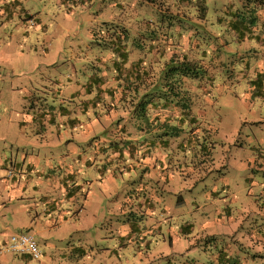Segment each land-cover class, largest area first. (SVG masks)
Segmentation results:
<instances>
[{"label":"rangeland","instance_id":"obj_1","mask_svg":"<svg viewBox=\"0 0 264 264\" xmlns=\"http://www.w3.org/2000/svg\"><path fill=\"white\" fill-rule=\"evenodd\" d=\"M222 1H203V22L197 19V11L195 15L184 11L195 20L193 24L179 23L173 14L161 16L146 4H139L129 17L134 25L145 22L152 30L162 28L175 42L179 36L174 26L187 24L197 32L192 38L198 44L193 51L197 77L190 79L186 93L190 115L177 117L154 138L157 152L166 155L167 170L161 179L140 182L137 178L117 183L109 192L81 183V195L89 193L88 206L78 214L72 210L80 203L62 206L66 221L35 237L40 259L23 261L5 251L9 235L0 237V264H42L46 254L48 264H212L216 247L238 249V244L244 254L250 253L248 236L257 219L252 212L264 199V49L251 38L236 42L229 22L236 19L254 25L263 2H244L248 7L243 9L240 0H227L233 4V16L221 12ZM8 2L0 0V233L7 227L17 234L30 231L23 227L29 221L16 222L11 209L19 203L40 207L51 192L47 179L40 184L30 174L28 163L38 161L34 171L50 175L57 162L53 157L59 155L53 153L61 152L53 148V140H42L41 127L24 125L26 114L40 121V111L46 112L48 106L54 107L55 116L59 113L61 99L68 106L69 91L57 99L51 89L54 80L71 81L73 73L68 61L58 56V48L50 49L49 44L59 43L62 55L74 56L81 69L92 51L106 50L100 38L105 27L99 31L95 26L103 7L121 4L112 9L120 14L128 4L127 0H85L74 8L63 0ZM70 10L73 13L67 15ZM145 36L151 43L153 34ZM33 109L37 115L31 113ZM82 171L88 174L89 169L82 167ZM35 180L40 188H33ZM92 191L98 198L92 200ZM122 201L124 213L116 207ZM132 222L139 233L127 240L120 230ZM170 228L178 237L172 244ZM51 247L55 250L49 253Z\"/></svg>","mask_w":264,"mask_h":264},{"label":"crops","instance_id":"obj_2","mask_svg":"<svg viewBox=\"0 0 264 264\" xmlns=\"http://www.w3.org/2000/svg\"><path fill=\"white\" fill-rule=\"evenodd\" d=\"M2 1L5 4L9 3L8 0ZM83 1L85 0H63L65 4L72 5L74 8ZM187 1L197 2L196 0ZM240 1L241 4L244 2V0ZM226 2L227 0L221 3L222 13ZM127 4L124 11L121 9L120 14L112 13V9L122 7L121 4L110 3L103 7L95 21V26L99 28V31L102 26L105 27V35L100 38L101 46L106 50L92 51V55L81 69H78L79 62L74 56L66 58L62 55L59 51L61 48L58 47L59 43L54 41L49 44L50 49H53L52 46L58 48L60 54L58 56L61 60L68 61L73 79L65 83L57 80L53 82L55 86L51 91L56 92L54 98L58 99L64 95L65 91H69L68 106L65 107L64 100L61 99L59 113L56 116L55 110L52 111L54 107L50 109L49 106L46 112L39 113L38 118L42 121L30 120L29 114L25 115L28 119L24 123L25 126L31 123L35 127H41L44 136L42 140L46 142L53 140L52 142H55L53 148L61 150L60 153L56 151L53 153L59 155L53 157L57 161L55 167L52 168V164H49L53 171L51 176L46 175L44 171H34L38 161L29 160L28 163L31 168L30 174H34L40 184L42 179H47L50 184V188L47 189L51 191L50 196L45 197L40 207L19 203L11 209L12 215L17 218L16 222L29 221L23 227L30 230L28 232L35 237L47 233L66 221V213L61 209L62 206L69 207L74 204L72 206L74 207L75 204L80 203V206L72 210L74 214L80 213V208L88 206L89 193L81 195V183H85L88 187L92 185V188L97 185L102 192H109L113 191L117 183H129L131 180H138L137 178L140 182L144 179H161L160 177L167 170L166 155L157 152V143L154 142V138L161 131L160 129L167 125L171 127V121L177 117H181L182 114L190 115L185 107L188 106L189 99L186 93L190 89L192 80L180 78L179 83L166 88L163 71L174 58L178 61L183 59L194 61L192 50L196 49L198 44L192 38L196 32L190 29L179 36V42H175L173 38L164 34L163 30L161 31L162 28L154 27L152 30L151 26H147L145 22L134 25L129 19L131 12L135 11L139 4L143 6L146 4L150 10H157L158 13L169 14L172 9L175 16H184L186 8L177 11L174 10V5L159 6L156 0L155 2L127 0ZM246 12L249 13L251 10ZM72 13L73 11L70 10L67 15ZM218 22L222 24L223 20L220 19ZM239 28L240 30L233 31L236 42L251 38L252 42L255 40L260 48L264 49V35L258 39L254 35V25L250 27L240 25ZM173 29L178 33L180 26H174ZM148 32L153 34V38L149 40L151 43L145 36ZM53 38L56 36L51 35V39ZM257 63L258 60L254 63V70ZM26 90L29 92L27 88ZM31 113L38 114L36 109H33ZM54 139H58V143ZM67 142L71 145L63 150ZM75 167H78L77 172ZM82 167L89 169L88 174L82 171ZM82 177L88 179H82ZM37 180L32 185L33 188H40L37 186L39 185ZM24 192H26L25 189L19 191L21 196ZM262 195L264 197V189ZM94 198H98V195L92 191V200ZM259 202L257 212H252L257 219L254 220L253 228L248 236L250 253L244 254L240 244L238 249L229 245L216 247L215 253L210 258L212 264H264V229L260 227L264 222V199ZM116 207L124 213V201ZM139 209H141V203ZM160 229L158 227V230ZM3 230L0 237H8L12 234L7 231V227ZM187 230L183 229L184 232ZM120 231H123L122 235L126 236L127 240L132 239L136 232L139 233L138 225L134 222L129 226H122ZM168 234L172 235L169 237L171 244L177 240V232L171 228ZM53 250L55 248L51 247L49 253ZM69 250L73 251V248ZM77 250L80 255H83L82 248ZM19 256L23 261H37L29 256ZM46 256L42 264L49 263Z\"/></svg>","mask_w":264,"mask_h":264},{"label":"trees","instance_id":"obj_3","mask_svg":"<svg viewBox=\"0 0 264 264\" xmlns=\"http://www.w3.org/2000/svg\"><path fill=\"white\" fill-rule=\"evenodd\" d=\"M165 3L161 4L159 6H164L166 4H172L174 5L175 9L174 10H180L179 4L182 5V8H186V11H188L189 14L195 15L194 11H197V19L199 18L200 20H203V18L205 17V13L206 11H204V5L199 2H188L187 0H178L177 2L174 0H164ZM254 0H244V2H251ZM258 3L259 2H263L264 5V0H256ZM152 2H155V0H152ZM244 2H242V7L243 9H246V5L244 4ZM184 3H187V5H184ZM228 4V5H227ZM191 5V6H190ZM260 3V13L258 15H256V19L254 20V32L256 35V37H258V39L264 35V9L262 8L263 6ZM257 6V5H256ZM233 7V4L230 2H227L224 6V12H229L231 15L235 16V12H233L231 9ZM248 7V5H247ZM167 10H169V7H167ZM258 10V8L256 7V9L254 10V14H256V11ZM173 10L170 9L169 14H173L172 12ZM223 12V13H224ZM161 16L164 15H168V13L165 12H160ZM165 17V16H164ZM175 18L178 19V22L181 23V21H186V22H191L192 24L195 22V20L193 18H188V15L184 16H175ZM183 19V20H182ZM187 19V20H186ZM220 20V18L217 19V21ZM222 20V19H221ZM220 23V22H218ZM187 27H181L180 26V30L178 32V36H180L181 34L183 35L185 32H187L188 30L192 29L194 31V29L191 26H188L187 24H185ZM243 25L242 22L238 21V20H230L229 22V27L232 31H236L237 29L240 30L239 26ZM259 25V27H258ZM246 26V25H245ZM234 27V29H233ZM250 27V26H249ZM259 28L261 29V31H259ZM238 30V31H239ZM195 32V31H194ZM260 32L262 33V35L260 34ZM197 33V32H196ZM195 33V34H196ZM260 36V37H259ZM196 47V46H195ZM196 50V49H194ZM192 50V51H194ZM191 51V50H190ZM203 54H205V52H203ZM203 66V65H202ZM196 69H197V62L195 63V61H186V60H182V61H178L176 58H174L173 60H171L166 66L165 69L163 71V76L165 78V87L169 88V86L171 85H175L177 83H179L181 80L180 78H188V79H193L195 77H197V75H194L196 73ZM184 106V105H183ZM188 109V106L185 107ZM260 227L262 229H264V222L260 225ZM24 256H28V255H24ZM30 257V256H29Z\"/></svg>","mask_w":264,"mask_h":264},{"label":"built area","instance_id":"obj_4","mask_svg":"<svg viewBox=\"0 0 264 264\" xmlns=\"http://www.w3.org/2000/svg\"><path fill=\"white\" fill-rule=\"evenodd\" d=\"M5 251L15 255H28L34 260H39L41 257L35 236L28 232L10 235Z\"/></svg>","mask_w":264,"mask_h":264}]
</instances>
